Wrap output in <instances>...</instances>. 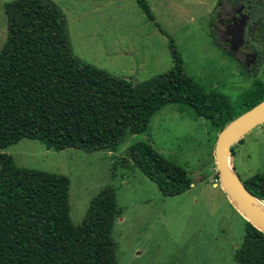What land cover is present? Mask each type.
I'll return each mask as SVG.
<instances>
[{
	"label": "trees",
	"instance_id": "16d2710c",
	"mask_svg": "<svg viewBox=\"0 0 264 264\" xmlns=\"http://www.w3.org/2000/svg\"><path fill=\"white\" fill-rule=\"evenodd\" d=\"M139 3L154 21L148 2ZM5 11L8 33L0 50V264H117L113 227L120 211L115 188L105 185L75 224L69 176L19 166L3 149L31 138L48 149L113 151L127 134L147 132L153 116L170 103L186 104L209 119L216 142L230 121L264 99V82L256 80L235 106L186 73L171 40L173 67L134 84L73 53L66 18L53 1L11 0ZM130 155L165 195L191 188L188 170L149 142L132 144ZM244 183L264 200V172ZM246 221L236 264H264V232Z\"/></svg>",
	"mask_w": 264,
	"mask_h": 264
},
{
	"label": "rangeland",
	"instance_id": "374dc122",
	"mask_svg": "<svg viewBox=\"0 0 264 264\" xmlns=\"http://www.w3.org/2000/svg\"><path fill=\"white\" fill-rule=\"evenodd\" d=\"M8 1L0 0V50L8 33ZM51 1L66 18L73 53L134 84L173 67L171 40L186 73L207 92H220L235 106L256 80L264 82V67L249 72L220 54L211 27L217 0H146L154 21L139 0ZM215 137L209 119L186 104L170 103L153 116L147 132L127 134L113 151L48 149L31 138L3 150L19 166L69 176L75 224L83 220L91 199L111 184L120 211L113 227L117 264H236L247 219L217 178ZM137 141L149 142L184 166L193 179L191 188L165 195L131 157L130 147ZM234 149L232 161L243 181L264 172V123Z\"/></svg>",
	"mask_w": 264,
	"mask_h": 264
},
{
	"label": "flooded vegetation",
	"instance_id": "af4514ba",
	"mask_svg": "<svg viewBox=\"0 0 264 264\" xmlns=\"http://www.w3.org/2000/svg\"><path fill=\"white\" fill-rule=\"evenodd\" d=\"M211 27L221 55L249 72L264 67V0H217Z\"/></svg>",
	"mask_w": 264,
	"mask_h": 264
},
{
	"label": "water",
	"instance_id": "95a60500",
	"mask_svg": "<svg viewBox=\"0 0 264 264\" xmlns=\"http://www.w3.org/2000/svg\"><path fill=\"white\" fill-rule=\"evenodd\" d=\"M262 123H264V99L230 121L218 133L215 160L222 188L234 206L249 222L264 232V200L249 190L232 161L234 154L232 147Z\"/></svg>",
	"mask_w": 264,
	"mask_h": 264
}]
</instances>
